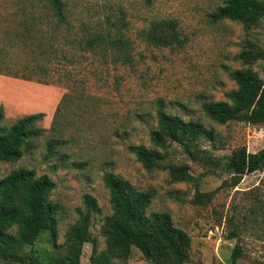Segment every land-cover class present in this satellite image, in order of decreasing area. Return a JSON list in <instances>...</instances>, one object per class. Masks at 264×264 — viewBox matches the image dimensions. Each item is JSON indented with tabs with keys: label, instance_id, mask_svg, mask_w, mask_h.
I'll return each mask as SVG.
<instances>
[{
	"label": "rangeland",
	"instance_id": "1",
	"mask_svg": "<svg viewBox=\"0 0 264 264\" xmlns=\"http://www.w3.org/2000/svg\"><path fill=\"white\" fill-rule=\"evenodd\" d=\"M62 1L73 20H93L106 12L119 17L120 10L132 40L135 39L134 31L148 18L174 20L180 45L149 51L135 39L132 67H119L117 73L113 71L120 76L116 90L112 89V71H108L99 84L88 82V92L98 98L101 120L91 123L74 106L62 104L60 107L59 125L63 128V138H71L72 142L57 150L67 154V161L59 164L55 157L43 158L44 143L50 137L44 132L34 142L33 150L20 160L0 163V179L19 167L33 169L37 175L45 174L51 179L54 188L49 199L58 206L55 246L63 243L66 230L77 218L76 211L84 209L82 195L94 198L98 212L91 218L92 242L83 244L80 264L88 263L93 247L96 251L103 249L100 225L111 212L101 181L104 171L127 179L140 190L153 191L148 211L168 213L173 226L184 231L190 239L186 264H228L234 244H238L242 252L237 264L264 263V170L243 175L232 188L220 186L230 176L223 170L222 163L217 168L209 167L199 180V191L215 192L212 200L201 207L189 203L193 195L190 186L168 184L166 170L146 171L126 150L128 145L149 146L147 132L154 126L157 99L165 111L184 119H197L214 131V143L203 141L199 145V149L207 151L212 159L222 161L240 146L248 153L264 148V124L216 125L204 118L199 109L201 102L223 100L224 93L235 88L228 73L241 66L233 56L246 41L264 49V24L248 32L230 21L210 24L208 14L221 4V0H152L150 7H145L142 0ZM32 8L34 14H43L36 0H0V69H22L25 51L16 45L15 36L21 33L23 20ZM60 37L61 34L57 38ZM249 68L263 78L264 63H254ZM79 69L113 68H99L89 59L83 61ZM63 95H70V92L57 83L42 84L0 75L4 124L22 115L43 113L37 127L47 131ZM116 127L118 138L112 134ZM166 156L173 164H187L193 176L207 170L174 143H168ZM71 161L83 165L75 167L70 165ZM33 248L44 254L53 255L57 251L45 240V235ZM30 249L24 247L22 252L28 253ZM115 263L151 264L135 249L126 261Z\"/></svg>",
	"mask_w": 264,
	"mask_h": 264
},
{
	"label": "trees",
	"instance_id": "2",
	"mask_svg": "<svg viewBox=\"0 0 264 264\" xmlns=\"http://www.w3.org/2000/svg\"><path fill=\"white\" fill-rule=\"evenodd\" d=\"M142 1L145 7L151 6L152 0ZM36 4L43 14H34L32 8L23 20L21 33L15 36L16 45L25 51L22 69H0V75L42 84L57 83L69 90L70 95L61 97L47 131L37 127L43 113L22 115L4 124L6 119L0 105V163L20 160L47 132L50 137L44 143L43 158L55 157L59 164H64L68 156L57 148L66 146L72 139L63 138V128L59 125L62 104L74 106L81 116L86 115L87 120L95 123L101 120V115L98 98L87 90L89 80L99 84L103 76L112 71V89L116 90L120 77L116 73L119 67H132L136 40L149 51L180 45L177 24L171 19L144 20L143 26L133 33L136 40H132L120 10L119 17L106 12L97 19L85 21L73 20L62 0H36ZM208 21L210 24L234 22L248 32L264 24V0H221L208 14ZM89 59L99 68L111 66L113 69H79L81 63ZM233 60L241 66L228 73L235 88L224 93L223 100L201 102L200 112L216 125L231 122L262 125L264 69L260 78L249 67L264 63V49L246 41ZM154 106V126L147 132L149 146L128 145L126 150L144 170H166L168 184L190 186L193 190L190 204L202 207L212 200L215 190L199 191V180L209 167L217 168L222 163L223 170L230 176L220 186L232 188L243 175L264 170V148L248 153L240 146L222 161L212 159L207 151L199 149L203 141L214 143L216 134L210 127L197 119H184L165 111L159 99ZM120 129L126 132L123 126ZM112 134L118 138L119 129L116 127ZM168 143L181 147L191 160L207 170L193 176L187 164L167 161ZM197 154L201 155L197 157ZM70 165L81 167L83 164L71 161ZM101 181L111 212L100 225L103 249L96 251L93 247L87 264L124 262L133 249L151 264H186L190 239L173 226L168 213L148 211L153 191L140 190L111 171H104ZM53 188L54 183L47 175H37L33 169L23 167L10 170L0 179V264H80L83 244L92 242L89 229L93 214L98 212L96 201L90 195H82L84 209L76 211L77 218L66 230L63 243L55 246L58 206L49 199ZM42 235L57 250L53 255L33 248ZM24 247L31 249L23 253ZM241 254L239 245L234 244L228 264H237Z\"/></svg>",
	"mask_w": 264,
	"mask_h": 264
}]
</instances>
